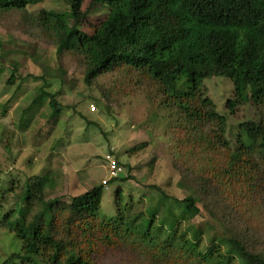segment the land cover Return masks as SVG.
I'll return each mask as SVG.
<instances>
[{
	"label": "trees",
	"instance_id": "obj_1",
	"mask_svg": "<svg viewBox=\"0 0 264 264\" xmlns=\"http://www.w3.org/2000/svg\"><path fill=\"white\" fill-rule=\"evenodd\" d=\"M42 1L0 0V20L18 11L20 28L30 36L34 28L58 59L73 57L87 86L113 71L148 79L159 97L156 110L174 116L165 124L168 159L187 195L168 196L149 185L158 203L171 205L164 212L157 203L144 215L121 205L116 190L114 216L100 221L102 186L129 176L110 178L69 203L42 202L45 178H28L13 207L0 211V226L19 241L0 264H264V223L246 216L249 204L264 203L257 160H264V0H87L84 9L83 0H67L71 26L25 11ZM212 78L230 82L228 114L245 104L261 111L256 121L236 125L232 147L224 136L226 117L203 96L202 82ZM42 98L54 118L60 111L54 94L40 88L32 104ZM10 190L0 188V200ZM189 214L215 224L202 221L185 232L180 223ZM204 231L213 232L201 248Z\"/></svg>",
	"mask_w": 264,
	"mask_h": 264
},
{
	"label": "rangeland",
	"instance_id": "obj_2",
	"mask_svg": "<svg viewBox=\"0 0 264 264\" xmlns=\"http://www.w3.org/2000/svg\"><path fill=\"white\" fill-rule=\"evenodd\" d=\"M86 2L83 0L81 9ZM25 11L37 18L50 14L59 17L66 26L72 24L67 0H43L26 6ZM17 13L0 20V188H11L0 200V211L13 207L24 182L34 176L46 180L42 202L57 199L69 203L72 197L108 180L107 161L113 158L122 168V177L131 179L102 186L98 219L114 216L116 190L121 205L132 207L134 214L147 215L158 204L167 212L171 203H158V192L179 198L187 195V189L168 159L165 124L172 123L174 116L156 110L159 97L150 81L123 70L105 73L91 86L85 85L82 67L75 59L68 54L58 59L55 49L34 28L29 30L32 36L20 28ZM88 22L92 24L93 20ZM13 70L12 81L7 84ZM40 88L54 94L59 104L60 111L54 118L48 100L42 98L32 104ZM99 88L108 95V101L101 97ZM202 92L214 110L226 117L224 136L232 147L236 125L256 121L261 111L245 104L228 114L225 104L231 96V85L225 78L204 80ZM256 93L252 91L250 103ZM152 111L156 118L152 117ZM257 160L264 169V160L259 161V157ZM149 185H156L158 192L148 189ZM263 200L264 196L260 203ZM41 206L33 208V219ZM249 206L246 216L256 215L264 223V203ZM258 212L262 214L257 215ZM202 221L215 224L206 215L189 214L180 223V229L189 232ZM204 232L201 248L207 245L208 235L213 231ZM18 249L17 237L0 226V263Z\"/></svg>",
	"mask_w": 264,
	"mask_h": 264
},
{
	"label": "built area",
	"instance_id": "obj_3",
	"mask_svg": "<svg viewBox=\"0 0 264 264\" xmlns=\"http://www.w3.org/2000/svg\"><path fill=\"white\" fill-rule=\"evenodd\" d=\"M107 167L109 172L108 179L118 176L122 171L121 167L117 164V161L113 158H108ZM106 181H104L102 185H105Z\"/></svg>",
	"mask_w": 264,
	"mask_h": 264
}]
</instances>
